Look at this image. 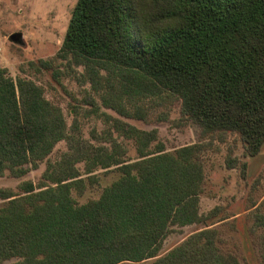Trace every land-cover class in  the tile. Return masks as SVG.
<instances>
[{"label":"trees","instance_id":"1","mask_svg":"<svg viewBox=\"0 0 264 264\" xmlns=\"http://www.w3.org/2000/svg\"><path fill=\"white\" fill-rule=\"evenodd\" d=\"M61 50L94 79L107 72L117 101L164 93L203 131L237 134L247 154L264 144V0H77ZM44 105L38 87L0 70V174L23 175L27 165L36 167L44 158L50 146L45 138H67L59 111L45 119ZM154 133L142 131L139 139L147 145ZM194 147L167 153L157 145L139 162L114 161L120 179L73 213L63 199L70 184L80 182L73 169L55 168L51 184L37 192L29 181L17 191L0 189V264L12 258L17 260L10 264H39L37 254L42 264H117L157 256L172 224L203 219ZM151 264L239 262L219 249L215 230L207 228Z\"/></svg>","mask_w":264,"mask_h":264},{"label":"rangeland","instance_id":"2","mask_svg":"<svg viewBox=\"0 0 264 264\" xmlns=\"http://www.w3.org/2000/svg\"><path fill=\"white\" fill-rule=\"evenodd\" d=\"M76 1L0 0V70L13 80L38 87L46 102L41 109L45 119L59 111L68 138H45L50 146L37 166L27 165L20 176L5 170L0 174V189L17 191L22 181H29L37 192L38 186L51 184L55 168L73 169L78 175L74 179L80 182L70 184L63 198L73 213L99 199L104 188L120 179V163L144 160L157 145L167 153L193 145V160L202 172L198 213L203 219L172 224L157 256L117 264H151L207 228L215 230L219 249L234 255L239 264H264V144L255 155L247 154L237 134L203 131L183 118L179 102L164 93L122 95L117 101L107 72H100L104 79H94L61 50ZM14 32L21 34L19 42L9 40ZM115 103L122 107L113 108ZM115 119L134 131L118 128ZM149 130L155 131V139L144 145L139 135ZM116 160L120 163L113 164ZM43 258L37 254L35 259L42 264Z\"/></svg>","mask_w":264,"mask_h":264},{"label":"water","instance_id":"3","mask_svg":"<svg viewBox=\"0 0 264 264\" xmlns=\"http://www.w3.org/2000/svg\"><path fill=\"white\" fill-rule=\"evenodd\" d=\"M20 38H21V34L18 32H14L9 35V40L14 43L19 42Z\"/></svg>","mask_w":264,"mask_h":264}]
</instances>
